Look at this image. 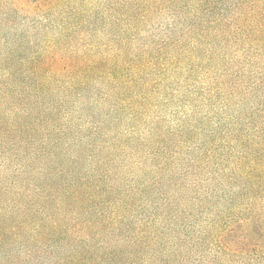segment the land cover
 I'll use <instances>...</instances> for the list:
<instances>
[{
	"label": "trees",
	"instance_id": "16d2710c",
	"mask_svg": "<svg viewBox=\"0 0 264 264\" xmlns=\"http://www.w3.org/2000/svg\"><path fill=\"white\" fill-rule=\"evenodd\" d=\"M262 89L264 0H0V264H149L181 159L212 255L264 264Z\"/></svg>",
	"mask_w": 264,
	"mask_h": 264
},
{
	"label": "rangeland",
	"instance_id": "374dc122",
	"mask_svg": "<svg viewBox=\"0 0 264 264\" xmlns=\"http://www.w3.org/2000/svg\"><path fill=\"white\" fill-rule=\"evenodd\" d=\"M92 1L99 5L104 0ZM257 107L263 110L257 116L259 120L264 118V89L257 95L253 94L246 103L239 104L238 109L245 113L258 110ZM236 110L237 107L231 110L230 116H235ZM201 113L210 114L211 108L203 105ZM257 120L252 124L245 123L246 128L259 126ZM185 167L182 159L177 161L169 169L164 184L147 194V199H150L148 207L135 208L128 214L130 221L135 220V223L154 216L157 224L153 227L165 235L158 240L156 251L146 252L143 257L149 259V264H234L221 256L215 258L210 239H201L208 227L207 220L226 211L225 202L220 201L217 195L211 201L204 197L213 189L211 169L204 168L198 174L187 176Z\"/></svg>",
	"mask_w": 264,
	"mask_h": 264
}]
</instances>
